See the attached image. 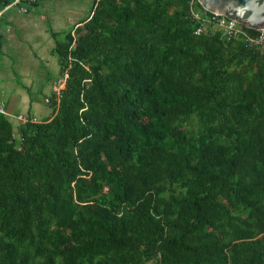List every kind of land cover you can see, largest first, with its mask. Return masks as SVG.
<instances>
[{
    "label": "trees",
    "instance_id": "trees-1",
    "mask_svg": "<svg viewBox=\"0 0 264 264\" xmlns=\"http://www.w3.org/2000/svg\"><path fill=\"white\" fill-rule=\"evenodd\" d=\"M192 9L96 0L52 114L0 112V264H264V54Z\"/></svg>",
    "mask_w": 264,
    "mask_h": 264
},
{
    "label": "crops",
    "instance_id": "crops-1",
    "mask_svg": "<svg viewBox=\"0 0 264 264\" xmlns=\"http://www.w3.org/2000/svg\"><path fill=\"white\" fill-rule=\"evenodd\" d=\"M73 1L40 0L29 5L27 13L18 10V14L0 8V104L10 114L36 120L52 114L47 100L62 77L57 40L64 33L74 32L91 14L71 23V15L78 12V7L70 6ZM95 2L91 1L92 7ZM34 9L33 16L22 15ZM68 14L70 19H65ZM10 119L16 126L20 124Z\"/></svg>",
    "mask_w": 264,
    "mask_h": 264
},
{
    "label": "built area",
    "instance_id": "built-area-1",
    "mask_svg": "<svg viewBox=\"0 0 264 264\" xmlns=\"http://www.w3.org/2000/svg\"><path fill=\"white\" fill-rule=\"evenodd\" d=\"M39 1L40 0H10L4 9L7 11L12 8H17L20 12L27 13L29 5L35 4ZM192 15L200 23L195 31L197 35L203 34L209 27H214L223 31L225 37L228 40H233L240 36H244L246 41L251 46L258 48L264 54V29L259 30L256 36H250L244 31L243 26H241L236 20L226 16H221L218 14L208 15L207 13L197 11L195 9H192ZM67 77L68 74L62 75V77L55 83L53 95L56 96L57 100H60L61 98L62 90L65 86ZM47 102L50 104V98L47 100ZM0 112L9 118L17 119L22 124H25L30 120L28 116L23 114H10L5 109V106L1 104Z\"/></svg>",
    "mask_w": 264,
    "mask_h": 264
},
{
    "label": "water",
    "instance_id": "water-1",
    "mask_svg": "<svg viewBox=\"0 0 264 264\" xmlns=\"http://www.w3.org/2000/svg\"><path fill=\"white\" fill-rule=\"evenodd\" d=\"M203 9L236 20L241 26L264 29V0H198Z\"/></svg>",
    "mask_w": 264,
    "mask_h": 264
},
{
    "label": "rangeland",
    "instance_id": "rangeland-1",
    "mask_svg": "<svg viewBox=\"0 0 264 264\" xmlns=\"http://www.w3.org/2000/svg\"><path fill=\"white\" fill-rule=\"evenodd\" d=\"M77 1V0H76ZM76 1H73L72 3L70 2V6H76L78 7V12L76 14H72L71 15V23L73 20L78 19V20H83L86 17L89 16L92 6H91V1L92 0H78V4H76ZM75 9V8H74ZM76 10V9H75ZM3 12H6L5 9H3ZM10 12L12 13H17L18 14V9L17 8H12L10 9ZM35 9L31 10L29 14H22V15H26V16H33L35 14ZM70 14L64 16L65 19H70L69 18ZM43 114H40V116H42Z\"/></svg>",
    "mask_w": 264,
    "mask_h": 264
}]
</instances>
